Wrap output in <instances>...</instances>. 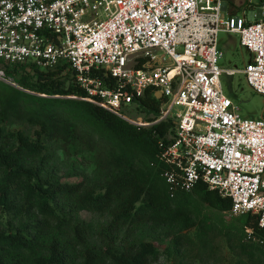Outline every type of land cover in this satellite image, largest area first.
Returning <instances> with one entry per match:
<instances>
[{
	"label": "trees",
	"instance_id": "1",
	"mask_svg": "<svg viewBox=\"0 0 264 264\" xmlns=\"http://www.w3.org/2000/svg\"><path fill=\"white\" fill-rule=\"evenodd\" d=\"M6 73L17 87L0 81V264H159L164 254L154 241H169L171 264H264L259 216L216 223L194 214V196L220 212L231 210L229 198L202 182L190 192L170 190L164 175L172 167L161 155L175 135L172 120L137 127L70 98L88 93L68 64L7 65ZM91 76L116 84L102 71ZM161 104L147 91L133 106L153 122ZM13 122L34 127V135L10 129ZM55 145L91 156L95 174L63 181Z\"/></svg>",
	"mask_w": 264,
	"mask_h": 264
},
{
	"label": "built area",
	"instance_id": "2",
	"mask_svg": "<svg viewBox=\"0 0 264 264\" xmlns=\"http://www.w3.org/2000/svg\"><path fill=\"white\" fill-rule=\"evenodd\" d=\"M220 32L239 35L253 55L242 70L220 66ZM30 63L68 64L88 93L75 99L134 126L172 120L175 135L161 155L172 167L170 190L202 182L231 200L232 215L259 216L264 227V107L258 119L240 117L221 81L241 73L264 98V0L235 12L225 0H0V81L17 87L6 66ZM97 71L114 88L91 76ZM147 91L162 100L157 120L123 113Z\"/></svg>",
	"mask_w": 264,
	"mask_h": 264
},
{
	"label": "rangeland",
	"instance_id": "3",
	"mask_svg": "<svg viewBox=\"0 0 264 264\" xmlns=\"http://www.w3.org/2000/svg\"><path fill=\"white\" fill-rule=\"evenodd\" d=\"M231 11L235 12L241 5L247 0H225ZM255 3H260L255 1ZM253 9H259L255 7ZM219 48L223 52L224 56L220 60V66L226 70H242L246 63L252 61L253 55L245 48L240 47V36L229 32H220L219 34ZM222 87L226 96L231 98L233 102L238 106V114L242 118L258 119L261 116L264 107V98L262 95L252 90L246 82L243 74L236 73L233 76L224 73L221 77ZM12 86V85H10ZM14 87V86H13ZM74 98V97H70ZM123 113L129 118L136 119L141 122H148V119L152 117L150 113L140 112L135 106L131 108L125 107ZM10 129L23 130L31 136L35 133V128L22 122H13L9 125ZM54 150L57 153V163L60 169V175L63 181L73 182L80 180V176L88 175L93 176L95 174L96 166L88 154L84 155H72L63 152L58 145L54 146ZM77 175H80L77 177ZM194 214L202 215L207 214L211 216L216 223H232L241 224L242 220L247 216H235L228 212H220L213 208H210L204 204L199 198L194 196ZM82 216L88 220L95 218L90 213L83 212ZM216 243L223 249L226 257L231 259V255L227 249L226 241L222 236H217ZM155 246L163 255V258L159 264H171L167 262L165 251L169 245V241H154Z\"/></svg>",
	"mask_w": 264,
	"mask_h": 264
}]
</instances>
